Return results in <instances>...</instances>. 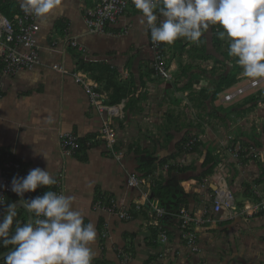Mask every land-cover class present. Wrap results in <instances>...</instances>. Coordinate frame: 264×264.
<instances>
[{
    "label": "crops",
    "instance_id": "obj_1",
    "mask_svg": "<svg viewBox=\"0 0 264 264\" xmlns=\"http://www.w3.org/2000/svg\"><path fill=\"white\" fill-rule=\"evenodd\" d=\"M13 1L21 6L22 0ZM95 1L61 0L54 12L37 17L40 61L0 73V154L12 152L28 172L40 167L61 179L62 193L74 198L84 223L96 226L92 264H264V211L238 212L264 196V78L245 77L241 68L237 81L214 98L218 77L232 65L214 45L211 27L199 41L182 38L164 46L171 77L157 76L142 12L129 9L111 31L93 33L85 9ZM68 38L84 44L87 53L70 46ZM81 60L103 68L86 70ZM77 69L89 72L107 108L91 103L74 76ZM254 80L259 83L252 85ZM230 92L237 93L225 99ZM109 119L118 156L98 138ZM65 132L81 137L74 155L61 150ZM191 139L196 142L189 148ZM235 144L259 156L244 150L236 156ZM146 154L157 158L148 175L141 171ZM133 174L140 185L130 182ZM171 179L185 190L181 208L193 217L195 249L183 237L181 208L153 217L162 206L153 203L152 189ZM228 198L229 208L223 204ZM20 202L16 211L33 220ZM111 203L112 212L106 209ZM161 228L168 242L159 240Z\"/></svg>",
    "mask_w": 264,
    "mask_h": 264
},
{
    "label": "clouds",
    "instance_id": "obj_2",
    "mask_svg": "<svg viewBox=\"0 0 264 264\" xmlns=\"http://www.w3.org/2000/svg\"><path fill=\"white\" fill-rule=\"evenodd\" d=\"M142 12L156 43L172 44L180 38L199 41L210 25L219 24L227 36L228 53L248 78H264V0H132ZM61 5V0H22L27 14L44 18ZM163 20L157 24L158 15ZM47 158L46 154H44ZM57 184L49 170L36 167L25 177H13L11 190L21 197L35 219L15 222L16 203L7 204L0 218V242L15 246L4 264H92L91 244L97 238L94 223L73 207L74 198L48 190L42 196L23 199L26 192ZM0 197V205H3Z\"/></svg>",
    "mask_w": 264,
    "mask_h": 264
},
{
    "label": "built area",
    "instance_id": "obj_3",
    "mask_svg": "<svg viewBox=\"0 0 264 264\" xmlns=\"http://www.w3.org/2000/svg\"><path fill=\"white\" fill-rule=\"evenodd\" d=\"M129 9H135V5L132 3V0H96L95 4L90 7H86L85 9V20L93 33H104L107 31H111L112 24L118 22L120 17L127 12ZM139 11V10H138ZM141 12V11H140ZM158 15L157 24L163 20L162 16ZM37 17L32 14H27L23 11L20 6V12L16 14L14 19L8 18L0 11V48H4V51L0 52V57L4 61L3 69L0 73L2 74H14L20 68H29L32 67L34 64L40 61V54L38 48L36 46V34L39 30V24L36 21ZM150 30V38H151V29ZM223 31L221 26H217L215 28V32L219 35V32ZM214 34V32L212 31ZM68 43L70 46L76 48L80 51L81 54L87 53V47L77 41L74 38H68ZM223 47H227L229 44L227 36L223 39ZM152 42V46L155 50V58L152 62V70L157 75L164 79H169L171 77L170 70L167 64V53L164 48V43H156ZM22 45L26 47L28 50L21 52L16 49L17 46ZM57 66V64H56ZM76 80L81 82L86 90L89 93L91 98V103L96 105L99 110H103L107 108L106 105L103 103L100 104L98 101L99 97H103L98 91V84L92 79L89 72L84 69H77L74 73ZM259 80H254L251 82L252 85H257ZM244 88H240L237 92H242ZM237 92H230L226 94L225 99L231 100ZM115 112H117V108H114ZM112 121L109 119L105 122L103 127L100 130V136L98 138L106 142L111 152L119 155V152L116 151L115 145L117 143V138L115 137L113 130L111 128ZM232 139V138H231ZM196 140L191 139L187 142V146L192 148L195 144ZM81 137L73 132H65L61 134V150L63 154L66 155H74L78 152L80 148ZM233 152L236 156L242 154L244 152H250L253 156H259L257 152L249 148H242L237 147L235 145H231ZM29 172L24 168V166L15 159L12 152H6L4 154H0V197L3 198L5 201L6 193L12 191L11 190V181L12 176L15 177H25ZM57 184L53 186H42L39 187L35 192H26L30 199L36 196H42L46 191L52 190L55 191L57 194L62 193V181L61 179H56ZM130 182L132 184L140 185L142 180L140 176L134 175L131 177ZM233 202V198H228L227 200L223 201V204L228 208L231 206ZM4 204V203H3ZM99 206H101V200L98 201ZM220 203L217 204L216 210L221 209ZM106 207V205H105ZM114 204L111 203V206H108L106 209L110 212L114 211L115 208ZM243 209H239L238 212L241 210L245 211L247 214H251L253 208H256L258 211H264V196L260 197L257 203L251 207H248L246 204L243 206ZM4 207L0 205V218L4 215ZM168 211L164 207L155 208L153 217L159 218L163 216ZM178 215L181 218V226H182V233L183 237L188 241V243L195 249V241H196V234L191 232L192 228L191 225L193 224V217L191 214L185 209L181 208ZM122 216H125V213H122ZM35 219V217L33 218ZM202 220H196L197 223H200ZM159 223L156 220V225ZM159 227L161 225L159 224ZM158 238L162 242H168L169 234L163 228H161V232L158 234ZM0 264H4L3 258L0 259Z\"/></svg>",
    "mask_w": 264,
    "mask_h": 264
},
{
    "label": "trees",
    "instance_id": "obj_4",
    "mask_svg": "<svg viewBox=\"0 0 264 264\" xmlns=\"http://www.w3.org/2000/svg\"><path fill=\"white\" fill-rule=\"evenodd\" d=\"M0 11L7 16L8 18L14 19L16 14L20 12V6L17 7V4L13 0H0ZM159 14V13H158ZM217 25H210L211 31L214 32V45L217 46V48L222 52L223 56L226 58L223 61H229L231 63V69L228 73H222L220 77H218L215 89L213 91L214 98L217 97L218 93L224 91L228 87L232 86L237 81V75L241 70V66H239L236 63V58L232 57L228 53V46L227 49H223V39L220 38L219 35L216 34L215 28ZM64 28V26H63ZM179 40H182L180 38ZM167 43H164V46H166ZM212 57V56H207ZM4 61L0 57V72L3 69ZM81 68H85L86 70L91 71H97L102 69L103 67H100L98 65H90L87 66L86 62L81 60ZM227 65H225V68ZM107 68V67H106ZM105 69V68H104ZM227 69V68H226ZM109 82L112 83V80H109ZM116 91L123 92V87L115 85ZM117 100L121 99V96L117 94ZM157 158L154 157L152 154H146L141 162V171L145 173V175L152 174L154 165L156 163ZM167 159L160 160V163L166 162ZM211 171V170H210ZM15 176H12V178ZM175 183V184H174ZM185 194V190L179 186L178 182L174 179H171V181H168L166 184L161 182L154 186L151 193V198L153 199V203L155 205H159L164 207L165 209L169 211H176L178 208H181L183 204V196ZM27 196L24 194V197ZM21 200V197H19L15 192L10 191L6 193V198L3 204V207L6 208L7 204L9 203H15L16 201ZM177 208L176 210H174ZM23 210V208H22ZM17 212V211H16ZM20 221L21 223L27 222V219L25 215H21L19 211L17 212L16 217H14V223L12 231H14L15 222ZM157 234V233H156ZM12 245H9L8 247H4L2 245V242H0V256L5 254L10 248H12Z\"/></svg>",
    "mask_w": 264,
    "mask_h": 264
},
{
    "label": "water",
    "instance_id": "obj_5",
    "mask_svg": "<svg viewBox=\"0 0 264 264\" xmlns=\"http://www.w3.org/2000/svg\"><path fill=\"white\" fill-rule=\"evenodd\" d=\"M30 221H31V220H30ZM13 247H15V246H13ZM13 247H12V248H13ZM12 248H10L5 254L1 255V256H0V259L3 258V257H4L9 251H11Z\"/></svg>",
    "mask_w": 264,
    "mask_h": 264
}]
</instances>
